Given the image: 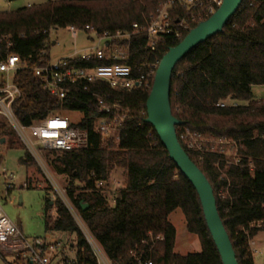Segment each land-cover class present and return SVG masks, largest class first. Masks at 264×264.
Returning a JSON list of instances; mask_svg holds the SVG:
<instances>
[{"label": "trees", "instance_id": "1", "mask_svg": "<svg viewBox=\"0 0 264 264\" xmlns=\"http://www.w3.org/2000/svg\"><path fill=\"white\" fill-rule=\"evenodd\" d=\"M162 2L48 0L0 12V60L13 53L26 65L14 77L21 90L14 107L24 125L66 112L83 115L73 126L88 132L89 147L47 152V157L51 165L61 166L59 174L69 178L65 188L68 199L114 264H138L139 258L152 264H222L196 190L169 158L153 127L145 123L153 83L127 91L97 82L85 90L70 88L61 99L45 90L34 73L51 62L53 30L75 27L83 32L89 25L98 34L128 31L135 23L150 21ZM184 15L179 8L172 11L174 22ZM199 23L183 31L181 39L161 36L155 58L144 49L147 36L134 37L126 64L137 74L140 67L160 62ZM71 64L85 66L80 61ZM253 86H264V0H244L222 33L198 45L177 64L171 82L172 112L184 123L177 128L178 138L186 128L208 140H227L236 146L237 156L232 159L226 154V145L212 150L210 146L203 154L189 151L179 140L214 190L239 264H254L250 242L264 232V225L257 226L264 222V100H255ZM100 98L107 106L117 104L128 112L116 139L103 140L96 131V122L105 117L100 112ZM219 104L226 105L221 108ZM11 131L6 123H0V139L7 141ZM20 163L29 168L35 161L25 152ZM115 169L125 171L126 181L110 205L107 184ZM100 182L104 185L97 188ZM81 202L88 206L86 211H82ZM52 207L57 217L52 226L46 222L47 231L75 234V248L91 260L84 235L65 205L61 201L51 205L47 198L46 214ZM177 209L184 215L188 233L198 238L200 253H175L177 232L169 217ZM11 264L28 263L14 256Z\"/></svg>", "mask_w": 264, "mask_h": 264}, {"label": "built area", "instance_id": "2", "mask_svg": "<svg viewBox=\"0 0 264 264\" xmlns=\"http://www.w3.org/2000/svg\"><path fill=\"white\" fill-rule=\"evenodd\" d=\"M222 3L223 0H163L150 21L144 25L135 23L128 31L98 34L89 25L83 32L70 27L69 31L75 39L79 34H83L93 45L84 50L83 54L76 53L73 57L37 67L34 73L45 90L61 99L67 96L70 88L82 87L85 90L89 84L97 82L106 83L115 90L131 91L148 88L154 83L160 62L142 66L135 74L132 67L126 64L130 56L131 40L134 37L147 36L144 49L148 55L155 58L161 36L181 39L183 31L189 30L195 23L202 22L204 18H210ZM175 8L183 10L185 15L174 22L172 11ZM74 61L84 62L85 66H72L71 62ZM25 68L26 65L19 56L13 53H8L0 60V116L8 128L17 135L26 152L41 168L47 152L86 150L89 147L88 132L74 127L67 118L56 115L30 126L19 121L14 105L21 97V90L15 84L14 77L19 70ZM98 101L100 112H103L105 117L96 122V131L104 138L121 129L128 112L122 111L117 104L112 107L107 106L103 98ZM225 105L219 104L218 106L223 108ZM178 139L189 151L203 154L210 151V146H213L212 150L217 145L229 144L227 140H208L203 135L186 128L181 131ZM235 162L239 163L240 159L236 158ZM3 177L7 190L10 191L15 176L4 174ZM103 185L104 183L100 182L97 188ZM24 187L28 188V185L25 183ZM53 188L56 196L60 198L83 233L91 252V260L84 255L83 251L79 254L77 249H70L74 252L69 251L66 254L58 240L52 241L49 237L45 239L25 237L19 227L7 217L1 204L0 252L12 255L13 258L20 256L28 264H114L89 232L80 214L68 199L66 189L61 190L55 183H53ZM262 225L264 222L257 224L258 227ZM137 262L138 264H152L148 261L142 262L141 258L137 259Z\"/></svg>", "mask_w": 264, "mask_h": 264}, {"label": "rangeland", "instance_id": "3", "mask_svg": "<svg viewBox=\"0 0 264 264\" xmlns=\"http://www.w3.org/2000/svg\"><path fill=\"white\" fill-rule=\"evenodd\" d=\"M48 0H0V12H13L18 9L41 5ZM87 37L79 34L75 39L68 29H56L51 32L49 56L51 62H56L64 58L73 57L76 53L83 54L84 50L91 47ZM252 93L255 100H264V86H253ZM245 105V103H241ZM67 118L71 123L78 124L83 115L79 112H66L60 115ZM0 123H4V119L0 116ZM12 135L5 140L4 143L0 139V204L7 217L22 231L23 235L31 238H47L50 240H58L61 248L66 251L74 252L70 249L75 248V234L65 232L47 231L46 222L50 226L53 225L57 216L55 207L46 214V199L49 198L52 203L61 201L56 196L53 188L55 183L61 190H65L68 185L69 178L64 174H59L61 166L58 164L51 165L48 161L47 153L43 167L34 163L33 166L27 168L20 163L25 156V148L21 144L17 135L11 131ZM117 132L111 136L104 137L103 140L116 139ZM216 147V146H215ZM226 154L234 159L237 156L236 146L234 143L226 145ZM53 159V158H51ZM4 174L14 175L13 187L7 190ZM30 180V182H29ZM126 181L125 171L123 169H115L110 176L107 184V192L109 193V204H113V195L124 187ZM28 188L24 187V184ZM78 213V211H77ZM79 215V214H78ZM80 216V215H79ZM169 222L175 227L177 232L175 253L181 256L188 254H197L201 252V246L196 236L188 233L186 221L180 209L174 211L169 217ZM254 241V246H253ZM251 251L254 252V264H264V232L250 242ZM14 261L12 255L2 254L0 252V264H11Z\"/></svg>", "mask_w": 264, "mask_h": 264}, {"label": "water", "instance_id": "4", "mask_svg": "<svg viewBox=\"0 0 264 264\" xmlns=\"http://www.w3.org/2000/svg\"><path fill=\"white\" fill-rule=\"evenodd\" d=\"M243 1L223 0L220 8L209 19L200 22L177 46L169 49L158 65L151 93L146 103L145 123L153 127L168 152L169 158L196 190L208 230L221 257L222 264H239V262L219 215L214 190L178 139L177 128L183 126L184 123L178 120L172 112L171 82L177 64L198 45L222 33ZM1 142L4 143L5 140L3 139ZM51 205H53L52 202ZM80 205L82 211L87 210L88 206H84L83 202Z\"/></svg>", "mask_w": 264, "mask_h": 264}, {"label": "crops", "instance_id": "5", "mask_svg": "<svg viewBox=\"0 0 264 264\" xmlns=\"http://www.w3.org/2000/svg\"><path fill=\"white\" fill-rule=\"evenodd\" d=\"M11 1V0H10ZM29 7V6H28ZM29 182H30V180H29ZM171 216V215H170ZM177 238V237H176ZM253 246H254V241H253ZM252 253H254V252H252ZM254 258V257H253Z\"/></svg>", "mask_w": 264, "mask_h": 264}]
</instances>
